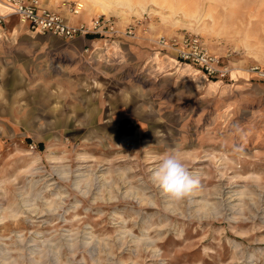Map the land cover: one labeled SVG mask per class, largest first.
<instances>
[{
  "label": "rangeland",
  "instance_id": "1",
  "mask_svg": "<svg viewBox=\"0 0 264 264\" xmlns=\"http://www.w3.org/2000/svg\"><path fill=\"white\" fill-rule=\"evenodd\" d=\"M40 1L196 34L230 74L144 72L154 113L95 121L61 105L57 50L20 66L0 97V264H264V0ZM170 154L199 180L179 201L152 180Z\"/></svg>",
  "mask_w": 264,
  "mask_h": 264
},
{
  "label": "crops",
  "instance_id": "2",
  "mask_svg": "<svg viewBox=\"0 0 264 264\" xmlns=\"http://www.w3.org/2000/svg\"><path fill=\"white\" fill-rule=\"evenodd\" d=\"M44 6L59 12L71 24H88L91 19L84 15L70 17L64 8ZM6 11L0 6V14ZM4 27L0 24V97L5 87L16 89L20 66L44 65L49 59L48 52L57 50L61 57L60 69L56 71L59 75L51 80L59 82L61 98L67 99L61 105H71L69 110L73 113L86 111L95 121L143 120L139 114L154 113V100L149 107L139 100L145 97L137 92L141 80H157L161 86L168 79L176 84L179 73L196 70L140 35L135 38L77 36L59 40L29 30L14 16L5 20ZM144 72L147 78L143 77ZM87 105L88 108L82 107Z\"/></svg>",
  "mask_w": 264,
  "mask_h": 264
},
{
  "label": "built area",
  "instance_id": "3",
  "mask_svg": "<svg viewBox=\"0 0 264 264\" xmlns=\"http://www.w3.org/2000/svg\"><path fill=\"white\" fill-rule=\"evenodd\" d=\"M0 3L7 9L6 13L0 14V24L14 16L29 30L40 34H52L64 39H73L77 36L120 37L122 35L131 38L138 36L134 26H127L121 30L115 20L109 16H95L88 24H71L59 12L44 6L40 0H0ZM80 7L79 5L70 7L68 9L70 16L79 14ZM148 39L162 51L197 67L208 78L224 79L230 74V67L209 52L196 34Z\"/></svg>",
  "mask_w": 264,
  "mask_h": 264
},
{
  "label": "clouds",
  "instance_id": "4",
  "mask_svg": "<svg viewBox=\"0 0 264 264\" xmlns=\"http://www.w3.org/2000/svg\"><path fill=\"white\" fill-rule=\"evenodd\" d=\"M152 180L170 199L179 201L199 185L175 154L166 155L153 170Z\"/></svg>",
  "mask_w": 264,
  "mask_h": 264
},
{
  "label": "bare ground",
  "instance_id": "5",
  "mask_svg": "<svg viewBox=\"0 0 264 264\" xmlns=\"http://www.w3.org/2000/svg\"><path fill=\"white\" fill-rule=\"evenodd\" d=\"M0 6H2L4 9H5V11L7 10L1 3H0ZM79 6H81L80 4H79ZM71 17V16H70Z\"/></svg>",
  "mask_w": 264,
  "mask_h": 264
}]
</instances>
